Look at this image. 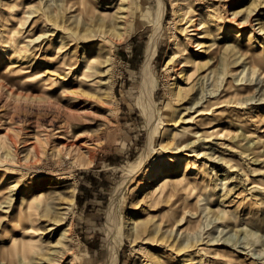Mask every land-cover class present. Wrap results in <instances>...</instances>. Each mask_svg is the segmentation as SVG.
I'll list each match as a JSON object with an SVG mask.
<instances>
[{"label":"rangeland","instance_id":"1","mask_svg":"<svg viewBox=\"0 0 264 264\" xmlns=\"http://www.w3.org/2000/svg\"><path fill=\"white\" fill-rule=\"evenodd\" d=\"M158 1L86 0L84 5L90 10L81 12L68 8L66 0H1L0 188L9 189L6 205L15 208L9 216L4 204L0 205V264H32L21 253L11 254L12 240L31 243L30 234L37 235L33 242L45 250L35 260L59 255L58 264L65 257L63 264H108L111 251L117 252V264H264V0H231L228 9L215 4V12L228 17L217 27L207 17L201 23L204 36L198 40L192 35L194 30H181L186 25L183 16L197 13L196 0H164L157 54L150 67L152 100L158 111V126L152 128L139 107V97ZM81 2L72 3L80 7ZM125 9L130 12L127 22L119 18ZM40 34L50 38V53L39 60L29 40ZM208 44L217 49L222 64L216 68L223 71L202 77V82L220 78V85H225L231 78L237 102L233 111L223 106L221 118L215 116V106L202 110V128H216L220 138L202 134L204 139L206 134L211 136L198 144L204 164L202 177L196 184L191 182L196 196L186 198L179 190L183 203L178 206L175 187V194L161 196L157 187L166 176L177 175L166 172L173 165L178 176L186 168L183 160H176L188 150L176 152L177 142L183 139L173 137L174 129L191 123V113L196 115L195 109L209 102L193 104L201 97L199 81L181 99L179 88L187 86L189 71L180 64L187 65L197 54L198 60L208 59L204 52ZM58 47L59 53L69 52L67 61L78 58L76 69L80 70L68 79L54 70L55 60L48 58ZM172 47L182 58L176 71L167 68ZM99 58L112 64V87L102 83L108 77L102 76L107 66L101 64L94 76L77 81L73 90L69 80L84 68L95 70ZM93 78L98 82L92 83ZM26 95L44 98L36 102ZM184 118L189 122L184 123ZM247 120L258 127L245 124ZM36 137L46 142L48 151L42 161L34 163L31 142ZM219 140L230 149L218 145ZM149 142L144 163L128 173L129 164ZM53 149L64 155L63 161L52 156ZM26 155L33 160L29 164ZM159 168L162 174H155ZM36 170V174L31 172ZM190 170L193 175L195 169ZM31 177H35L34 189L28 188ZM124 177L125 185L113 201ZM94 179L98 180L95 187ZM40 193L50 198L49 208L42 204L34 221L43 229L27 232L25 226L29 229L33 223L19 217L18 207L26 195ZM63 202H67L66 209L60 208ZM60 214L63 217L58 221ZM53 222L58 224L47 232ZM198 235L204 239L194 241ZM213 239L227 245L209 244ZM186 244L190 246L185 248Z\"/></svg>","mask_w":264,"mask_h":264},{"label":"bare ground","instance_id":"2","mask_svg":"<svg viewBox=\"0 0 264 264\" xmlns=\"http://www.w3.org/2000/svg\"><path fill=\"white\" fill-rule=\"evenodd\" d=\"M85 1L86 0H82V2H81L82 4L80 7L77 4L72 3V2H74V0H66V3H68V8H70L72 11H76V10L78 11L79 10L82 12V9L83 10H90L89 7H86L84 5ZM0 2H1V0H0ZM217 2H218V4H217ZM196 3L198 4V6H195L197 9V13L190 15V16L187 13V15L183 16V18H182L184 21L183 24H186V25L182 26L181 30H182V32H188V33H190V31L194 30L193 31L194 33L192 35L196 36V38L198 40V38H201L202 36H204V35H202V29H201L202 24L201 23L205 19H207V17H209V19L212 20L213 27H217V25L221 24L222 19H224L225 17H228V14L225 17L217 14L215 12V7H216L215 4L217 6L220 5L221 7L228 9V5L232 4V1L231 0H218V1H216V0H196ZM165 7H166V5H165L164 0H159L157 2L156 9H155L156 10V17H157V24L154 27V32L152 33V35L148 41L146 51H145L143 87H142V91H141L140 97H139V107L141 108L143 114L146 116L147 124L149 126H152V128H156L158 126V123H157L158 111H157V109L154 105V102L152 100L153 88L151 87L152 74H151L150 67H151L153 59L155 58V56L157 54V49H158L157 45H158V39H159V33H160V31H159L160 25L159 24H160V22L164 16ZM125 10H126V14L124 13L121 16H119V18H121L120 21H123V22H127V19L130 16V12L128 11V9H125ZM225 14H226V12H225ZM237 14H238V11H235L234 15H233L234 21L237 20V17H238V16H236ZM33 27H34V25H32V28ZM49 34H51V33H49ZM227 35H228V33L226 32V36ZM187 38L189 39L190 37L186 36V39ZM48 41H49V43L47 45ZM72 41H74V39ZM49 44H50V38H48L45 34L44 35L40 34L37 37L33 38L32 40H29V47L34 52V56L36 58H38L39 60L43 59V56H46V54L50 53V51L48 52V50L50 48ZM173 49H174V47H172V49H171L172 52L168 55L167 68L169 67L170 69L175 70L176 64H179L182 61V58L179 59L178 54L173 52L174 51ZM59 50H60V47H58L57 52L53 57L49 56L48 58L55 60L54 61V66H55L54 70L57 71L58 73L59 72L65 73L63 78L68 79L72 73L76 74V72L78 70H80V69H76V67H77L76 64L78 62V58L75 60V62L67 61L66 55L69 52L59 53ZM204 52L205 53L208 52V53H206L207 57H209L208 59L198 60L197 58H199V55L197 54L196 59L188 60L187 65L185 63L180 64L181 69L189 71V74L187 75V81L185 82L187 84V86L180 87L179 92L182 94L181 99H186L187 96L189 95V94L187 95L186 93L191 92L194 89V86L199 81V86L202 89L201 97L199 98V100H197L193 104H197L200 101H203V103L204 102H209V103L207 105H204V107L201 109H195V111L198 110L196 115L191 113V115H190V118H191L190 121H192L191 123H188L189 121H186L187 119L184 118L183 119L184 123H188V124L187 125H181L179 128L174 129L173 137L176 139H179V138L183 139L180 142H177V146L175 147L176 152H179L182 150H188V151H185L186 156L183 155V157H181V159H176L177 162H181L183 160L182 162H184V165L186 168L184 169V171L182 173H179V174H182V176L181 175L178 176L177 165L175 167L173 165V168L168 169L166 172H168V174H170V175H173V174H177V175L176 176H166L165 179L157 187V189H160V191H159L160 196L161 195H167V194H175V190H174V187H175V189L178 191L177 192L178 196L176 199L178 201L176 202V200H175L176 205H178V206H180L183 203L182 198H179L180 197L179 190L183 192V195L186 198H187V196H191V197L196 196L195 190L191 186V184H192L191 182H193V184H196L197 180L200 177H202V172H203L202 165L204 164V163L202 164V160H200L202 153L199 150V148H201V150H202V147L198 144H200L202 142V139L205 141H209L210 139H208V136H211V135L206 134L205 136H203V137H205V139H204V138H202V134L204 132L213 133V135L215 137H217L218 139L220 138V135L217 132L215 134V131L217 130L216 128L212 129L211 131L209 130V127H211L210 125L206 128H202V119H204V118L200 117L202 114V110L212 109L213 108L212 106H215L216 110L214 111L215 112L214 114L216 117L218 116V118H221V115H222L220 113V112H222L221 108L223 106H225L226 110H227V108H229L228 111H233V106L237 102L236 101V94L237 93H236L235 82L231 78H228L225 85H220V81H221L220 78H219V80L213 79L209 83L208 82H206V83L202 82V77L204 78L207 76L209 78L212 72H213L212 76L214 77V75L216 73H218V71H223L222 67L216 68L217 65L222 64L221 61H218L219 56H218L217 49H214L211 44H208L207 47L205 48ZM64 53H65V55H64ZM197 53H199V54L202 53V50L200 52H197ZM183 56L184 55H182V57ZM243 57H244V54L241 55L240 58H243ZM177 58H178V60H176ZM99 59H100V62H99L100 64L96 66L95 70L88 71L86 68H84L81 71V74L79 73L77 75H74L73 78H71L72 80L71 79L69 80V83H70V81H72L71 85L73 87V90L75 88L74 85L76 84L77 81L85 80L87 77L91 78L92 76H94L97 73L96 71L99 70V66L101 64H104L105 67L107 66L106 69L101 70V72H103V73H101V74H103L102 76L108 77L105 80H103V78H102V83L103 84H109L110 88L112 87V79H110L112 77V75H111V67H112L111 65L112 64L106 58L105 59L99 58ZM185 66H189V67H185ZM215 68L217 69V71L215 70ZM45 72H47L46 69L43 73H45ZM59 78H62V77H59ZM52 82H55V81H52ZM96 82H98V80L93 78L92 83H96ZM202 84H203V86H202ZM211 84H212V87L209 88V86ZM205 85H206V87H205ZM2 88H3V86H2V84H0V91L2 90ZM208 88L210 90H208ZM62 91H65L64 88H62L61 92ZM77 93L78 94H76V95L79 96L80 92H77ZM57 96L59 98L63 97V95H61V94H59ZM71 97H74V95H72ZM25 98L28 100L37 102V101H41L44 97L41 95H26ZM186 102H188V101H186ZM203 103H201L200 105L198 104V105L201 106ZM182 108L183 109L189 108L191 110L192 107L191 106L190 107L184 106ZM189 113H187V114H189ZM175 120H176V118H175ZM245 124H247V125L252 124V125H255L256 128L258 127L256 125V123L248 122V120L245 122ZM47 138H48V136H46V140H47ZM17 143H18V141L15 140V142H14L15 147L17 146ZM31 143H32L31 149H33L32 155H33V158L35 160L34 163L42 161V157L44 155L46 156L47 151H48L46 149V142H44L43 140H40V138L36 137V140L32 141ZM65 143H66V141H65ZM218 145H221V147H225L227 149H230V146H228V144H226L222 140H219ZM150 146H151V142H149V145L146 148V150L144 152H142L136 158L135 161H133L129 164V166L127 168L128 173L136 171L137 169L140 168V166L144 163V160H145L146 156L148 155V152L150 151ZM88 149L89 150L87 151V154L90 158H92L93 152L90 148H88ZM60 154L61 153L58 152V149L57 150L53 149V155L52 154L51 155L54 156L56 158V160L61 161L63 159L64 155L63 154L60 155ZM29 156L30 155H26V160H27L28 164L31 161H33V160H31L32 158L31 159L29 158ZM56 156H58V157H56ZM49 157H50V155H49ZM68 157H67V159H68ZM215 157H217V156H215ZM215 157H213V160H215L213 162H216ZM217 162H219V161L217 160ZM223 164H224V162H223ZM192 167L195 169V172L193 173V175L189 174L192 172L190 170V168H192ZM29 170H28V173H29ZM189 170L191 172H189ZM38 171L39 170L31 171V172L36 174V173H38ZM159 171H160V168L154 169L153 172L155 174H157V173L162 174ZM67 173H68V171H67ZM62 175H64V174H62ZM29 179H30V182H29L30 186L28 188L34 189L33 185L35 184L34 183L35 177H31ZM200 181L202 183V179ZM125 182H126V177H124V179L120 182V185H118L116 187L114 194H113V201L115 200V198H117L119 191H120V189H122V186L125 185ZM168 182H171V184ZM16 183H18V182H16ZM170 185H172V186H170ZM168 186H169V188H168ZM8 191H9L8 188H6V189L0 188V205L2 206L4 204L6 211H8L9 216H10L11 211H14L13 209L15 207H14V205H9V204L6 205V202L8 201V195H7ZM240 193L241 192H239L238 194H240ZM238 194L236 195L237 197L239 196ZM49 199L50 198L45 197L44 193H40V194L33 195V196H27L26 195L22 199L21 204L18 207V215H19V217H27L28 221L30 222V225H31V223H33L31 225V228H29V229L25 226V228L28 230L27 232H33V230H42L43 229L41 225L36 226V223H34V221L37 220L36 216L38 214H40V212L43 210L42 204L46 205V209L49 208V204L47 202V201H49ZM71 201H73V200H71ZM66 204H67V202H63L62 204H60V208L66 209V206H67ZM10 208H11V210H10ZM62 213L67 214L65 211ZM63 214H60V218L57 219L58 221L62 220ZM56 216H59V215H56ZM53 223H55L53 226L47 227V228H49V229H47V232L54 230V227H56V225L58 224L57 222H53ZM22 232H23V234L24 233L27 234L25 229ZM29 236L31 237L30 240H32L31 243H28L24 240H21V241L17 240L16 242L14 239L12 240L11 254L14 257H17V255H16L17 253H21V257L23 259H26V260H32V264H58V262L60 261V259H58L59 255L51 257L50 259H47L46 257L42 256L43 257L42 259L35 260L34 257H36V254H37V258H38V254L44 252L45 250H43L44 248H39V245H37L35 242H33V238L37 237L36 234H30ZM203 239L204 238H202L198 235L197 239H195L194 241H201ZM220 241H221V239L220 240H218V239L214 240L213 239V241H211V243H209V244H211V245H218V244L227 245V244H225L226 243L225 241H222L221 243H219ZM42 245H43V242H42ZM189 246L190 245L186 244L185 248H188ZM205 247L199 246L197 248L202 249ZM109 248L113 249L114 247L112 244H110ZM206 248H208V247H206ZM42 255H44V254H42ZM65 260H66V257L64 258L63 261H61V264H63ZM117 260H118L117 252L111 251L108 264H117ZM69 262H70V264H73V261H69Z\"/></svg>","mask_w":264,"mask_h":264},{"label":"trees","instance_id":"3","mask_svg":"<svg viewBox=\"0 0 264 264\" xmlns=\"http://www.w3.org/2000/svg\"><path fill=\"white\" fill-rule=\"evenodd\" d=\"M97 181H98L97 179H96V180H95V179L92 180V184H93L92 186H93V187L97 186V184H98ZM81 187H82V189H87V187L84 186V185H82ZM87 190H88V189H87ZM78 199H79V201L81 202V197H80V195L78 196Z\"/></svg>","mask_w":264,"mask_h":264}]
</instances>
